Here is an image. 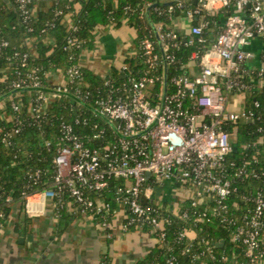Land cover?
Listing matches in <instances>:
<instances>
[{
  "label": "built area",
  "instance_id": "2783aa9c",
  "mask_svg": "<svg viewBox=\"0 0 264 264\" xmlns=\"http://www.w3.org/2000/svg\"><path fill=\"white\" fill-rule=\"evenodd\" d=\"M33 1L16 0L25 23L35 17L31 6ZM219 5L222 9L232 8L233 13L226 18L223 30L203 51L199 73L174 77L171 94L169 81L165 94V75L157 76L153 71L163 62V52L167 65L175 60L167 55V51L170 43L179 44L181 35L160 23L155 24V28L161 46L156 35L155 39L148 37L141 41L138 51L142 52L148 67L145 75L123 82L97 101L99 109L94 108L113 123L115 129L108 125L116 137L114 143L105 141V129L98 124L93 127L96 130L93 135L86 134L84 126L88 122L81 119H76L75 124L61 122L53 127L55 132L50 133V138L44 131L40 132V144L54 152V188L31 191L27 195L26 210L30 216L41 214L34 205L52 200L57 212L73 207L76 214L94 218L100 228L107 230L111 221L123 211V233L148 230L159 244L164 245L166 219L161 211L170 210L155 202L153 187L170 182L191 193L188 200L194 211L192 216L189 212L183 213V219H193L195 224L207 223L212 217L220 219L231 229L230 241L243 246V256L248 259V264H264V192L235 195L238 191L234 186L235 179L245 174V167L239 169L234 177L229 176L225 168L228 156L234 151L232 135L227 129L258 119L255 112L247 110L246 106L235 110L231 103L233 98L244 95L237 91H262L260 84L247 87L243 83L242 66L254 57L245 47L257 37L264 42V0H219ZM248 8L250 12L246 16ZM210 9V2L199 0V6L186 10L185 14L192 20L204 16ZM146 15L144 10L141 18L145 19ZM207 26L205 22L193 25L189 34L193 38L189 44L193 43L194 37L206 42L202 35ZM74 43L75 38L69 37L67 48L70 49ZM8 45L3 41L0 49ZM158 45L161 53L157 50ZM19 56L17 53L16 57ZM27 57V54L23 55L22 66L26 65ZM71 59H76V56L72 55ZM80 67L78 61L65 74L54 70L63 73L64 82L52 84L51 89L72 94L83 101L81 97L88 96L90 92L84 82L75 83L80 77ZM122 68L128 69L129 66L126 64ZM262 80L264 66L257 72L255 83ZM11 87L13 90L45 89L35 72L12 81ZM57 96L62 95L40 91L35 105L29 110L30 117L39 120L41 115L47 114ZM256 105L258 107V103ZM11 107L19 112L21 104L13 101ZM11 120L15 126L3 139L7 147L12 146L10 138L20 134L24 127L18 115ZM79 126L82 129L79 130ZM41 176V169L27 172L31 186L38 185ZM115 182L118 185L112 188ZM66 193L70 200L64 198ZM107 193L112 194L113 200H107ZM231 198L240 199L244 206L237 201L228 205ZM201 207L205 211L201 212ZM0 217H3L2 213ZM196 237L194 229L183 231L179 239L194 240ZM202 244L205 252L192 254V258L198 260L206 254L215 259L211 242L202 240ZM236 257H225L224 260L242 264ZM167 261L175 264V257H168Z\"/></svg>",
  "mask_w": 264,
  "mask_h": 264
},
{
  "label": "trees",
  "instance_id": "16d2710c",
  "mask_svg": "<svg viewBox=\"0 0 264 264\" xmlns=\"http://www.w3.org/2000/svg\"><path fill=\"white\" fill-rule=\"evenodd\" d=\"M9 1L10 4L0 1V46L3 41L9 43L8 47L0 49V97L14 91L11 87L12 81L31 72L39 76L45 89L53 88L49 82V72L60 70L65 74L69 68L76 65L82 51L94 44L93 32L98 26L118 27L125 21L137 31L136 44L139 49L141 41L145 38L155 39V33L148 18H141V13L157 2H173V0H57L56 5L48 13H41L25 23L16 0ZM35 2L36 0L31 6H34ZM77 5H80L79 9ZM198 6L199 0H182L181 5L156 6L150 10V19L156 25L164 23L170 26L173 17L184 15L186 10L195 9ZM170 8H173L172 11H169ZM59 12L62 14H58ZM232 13V8H226L219 13L198 17L202 19V22L208 23L202 35V38L206 40L204 43L200 41L201 38L194 37L193 43L189 44L193 38L191 36L186 39L181 38L178 45L170 43L167 55L174 57L175 60L167 66L169 94L173 91L171 80L174 77L189 75L190 64L200 61L203 51L213 42L212 37H216L223 30L226 18ZM67 16L69 19L66 18ZM198 24L199 21H196L194 25ZM69 37L75 38V43L70 49L67 48ZM49 39H52V42L48 41ZM157 50L161 53L159 45ZM17 53L20 54L19 57H16ZM24 54L28 57L26 65L22 66ZM72 55H75L76 59H71ZM126 64L129 66L128 69L113 68L103 78L80 67V77L75 83L84 82L89 86L90 92L88 96L81 97L83 102L92 108L99 109L97 101L100 98L106 97L129 79L142 77L148 69L141 51H138L133 58H128ZM165 72L163 60L153 74L163 76ZM256 77V73L251 76L246 75L242 81L247 87H251L255 85ZM39 92L22 91L7 97L8 99L4 101L5 109L0 110V213L3 214V217H0V226L5 223V217L10 214L12 205L25 204L27 195L31 191L54 188V152L48 151L40 144L41 131L50 138V133L55 132L53 127L61 122L75 124L76 119H81L88 122L84 127L85 133L89 136L96 132L93 127L98 124L105 129L106 142L114 143L116 140L108 123L97 117L87 107L76 104L68 96H57L47 114L41 115L39 120L33 119L29 115V110L35 105ZM237 92L246 94V109L254 111L258 119L245 125H233L227 129L232 135L236 150L228 156L225 168L228 170L227 174L234 177L239 169L245 167V174L235 179L234 186L238 190L235 195L264 192V89L261 92L251 91V89ZM72 93H74L73 90ZM13 101L21 104L19 112L11 107ZM14 115L21 118L24 127L20 134H14L10 138L12 146L7 147L3 139L4 135L11 132L15 126V122L11 120ZM80 128L82 129V126H79V130ZM231 163L234 165L231 166ZM35 169H41L42 176L38 185L31 186L27 172ZM257 175L260 177H256ZM116 185L118 182L113 183L111 187L114 188ZM8 197H11V200L8 201ZM106 197L110 201L113 196L107 193ZM64 198L70 200L67 193ZM234 201L244 206L238 198H231L227 204L230 205ZM199 210L205 211L202 207ZM66 211L67 208L58 210L59 233L66 231L74 222V218ZM193 211L190 200L182 203L176 211H161L166 219L165 243L158 244L145 259L136 264H168V257H175V264H233L230 263L231 260L225 261L224 258L234 256H237V260L242 264L249 263L243 256L241 243L234 244L230 241V227L213 217L209 222L201 224H195L193 219L182 218L183 213L189 212L191 215ZM194 229L197 232L194 240L179 239L183 231ZM202 240L211 242L215 259H211L206 254L198 260L192 258V254L205 252ZM220 243L224 244L221 247L216 245ZM187 249L190 250L187 252ZM105 264H109L107 259Z\"/></svg>",
  "mask_w": 264,
  "mask_h": 264
},
{
  "label": "crops",
  "instance_id": "0c3cea01",
  "mask_svg": "<svg viewBox=\"0 0 264 264\" xmlns=\"http://www.w3.org/2000/svg\"><path fill=\"white\" fill-rule=\"evenodd\" d=\"M204 1L210 2L211 9H214L206 11L204 16L223 10L220 8L219 0ZM56 3L57 0H36L33 6L35 16L48 13ZM76 7L79 9L80 5ZM249 10L248 8L246 16L249 15ZM66 18L69 19V16ZM196 21L202 23V19L196 17L191 20L184 14L173 17L172 24L166 26L185 39ZM93 36L94 44L82 51L79 64L99 77L107 76L113 68L121 69L126 65L128 58H133L138 53L137 31L125 21L118 27L98 26L94 29ZM214 39L215 37H212V41ZM48 41L52 42V39ZM245 50L254 57L243 64L242 72L245 76L257 74L264 66L263 40L255 38ZM199 69V62H192L189 66V75L196 76ZM48 78L51 84L60 85L64 82L63 73L59 71H50ZM255 84H260L261 90L264 89V80ZM6 99L0 102V110L5 109ZM246 100V94L233 98L231 108L235 110L243 108L246 106ZM167 186L169 190L165 196L160 193V189ZM172 186L178 187L170 182L154 186V200L170 211H176L190 198L191 193L179 187L182 196L175 201L172 198ZM159 198L160 201L157 200ZM33 207L41 214L30 216L26 210V203H15L10 214L5 217V223L0 226V264H105L106 259L109 264H136L145 259L159 244L155 235L148 230L123 233L121 231L125 219L123 211L111 221L107 230H103L94 218L76 214L73 207L67 208L66 212L74 218V222L66 231L59 233L60 213L55 209L52 200Z\"/></svg>",
  "mask_w": 264,
  "mask_h": 264
},
{
  "label": "water",
  "instance_id": "95a60500",
  "mask_svg": "<svg viewBox=\"0 0 264 264\" xmlns=\"http://www.w3.org/2000/svg\"><path fill=\"white\" fill-rule=\"evenodd\" d=\"M5 3L7 4H10V1L9 0H3ZM182 0H175L173 2H170V3H162V2H157L154 6H150L148 9H147V15L146 17L148 18L153 30H154V33L156 35V38L157 40L159 41V35H158V32L155 28V25L154 23L151 21L150 19V10L153 8V7H156V6H171V5H176L178 3H180ZM198 20V19H196ZM159 45L161 46V42L159 41ZM163 55V60H164V64H165V69H166V72H165V94L167 93V90H168V76H167V62H166V54L163 52L162 53ZM22 91H42V92H47V93H54V94H57V95H64V96H68L70 97L72 100L76 101L79 105H83L85 107H87L89 110H91L95 115H98L100 116L106 123H108L113 129L114 128V125L112 122H110L108 119H106L105 117H103L102 115L99 114V112L92 108L91 106L87 105L86 103H84L83 101L79 100L78 98H76L74 95L72 94H64L62 92H58V91H55V90H52V89H27V88H24V89H18V90H14L10 93H8L7 95H4L2 97H0V102H2L4 99H6L7 97H10L18 92H22ZM234 150H236V147L234 148ZM148 177H150V175H148ZM224 243H220V244H216L217 246L221 247Z\"/></svg>",
  "mask_w": 264,
  "mask_h": 264
},
{
  "label": "rangeland",
  "instance_id": "374dc122",
  "mask_svg": "<svg viewBox=\"0 0 264 264\" xmlns=\"http://www.w3.org/2000/svg\"><path fill=\"white\" fill-rule=\"evenodd\" d=\"M238 106H239V103L237 102V103H236V107H238ZM173 187H174V188H173ZM178 188H179V187L172 186V190H173L172 198H173L175 201L178 200V198H179L180 196H182V193L179 191ZM155 190H156V189H155ZM168 190H169V186H167V188L160 189V191H161L160 193L166 196ZM190 197H191V196H190ZM156 198H158V197H156ZM188 199H190V198H188ZM157 200L160 201L161 198H159V199H157Z\"/></svg>",
  "mask_w": 264,
  "mask_h": 264
}]
</instances>
